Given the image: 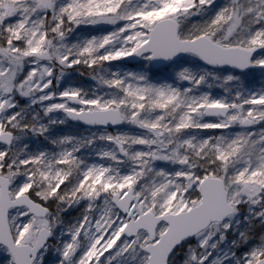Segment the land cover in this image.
<instances>
[{"label": "snow or ice", "instance_id": "6c2138e0", "mask_svg": "<svg viewBox=\"0 0 264 264\" xmlns=\"http://www.w3.org/2000/svg\"><path fill=\"white\" fill-rule=\"evenodd\" d=\"M0 264H264V0H0Z\"/></svg>", "mask_w": 264, "mask_h": 264}]
</instances>
